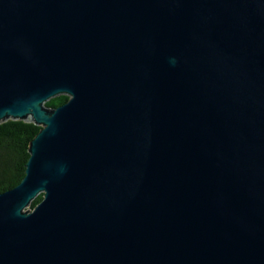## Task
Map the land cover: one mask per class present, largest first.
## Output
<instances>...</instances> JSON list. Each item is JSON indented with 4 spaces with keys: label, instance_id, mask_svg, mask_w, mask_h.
Returning a JSON list of instances; mask_svg holds the SVG:
<instances>
[{
    "label": "water",
    "instance_id": "obj_1",
    "mask_svg": "<svg viewBox=\"0 0 264 264\" xmlns=\"http://www.w3.org/2000/svg\"><path fill=\"white\" fill-rule=\"evenodd\" d=\"M9 120L0 264H264V0H0Z\"/></svg>",
    "mask_w": 264,
    "mask_h": 264
},
{
    "label": "trees",
    "instance_id": "obj_2",
    "mask_svg": "<svg viewBox=\"0 0 264 264\" xmlns=\"http://www.w3.org/2000/svg\"><path fill=\"white\" fill-rule=\"evenodd\" d=\"M66 95L56 96L45 103L56 109L69 101ZM42 128L33 123L9 120L0 124V194L17 187L25 177L26 164L30 158L31 141ZM43 200L40 194L31 204L34 210Z\"/></svg>",
    "mask_w": 264,
    "mask_h": 264
},
{
    "label": "bare ground",
    "instance_id": "obj_3",
    "mask_svg": "<svg viewBox=\"0 0 264 264\" xmlns=\"http://www.w3.org/2000/svg\"><path fill=\"white\" fill-rule=\"evenodd\" d=\"M33 120V118H30V121H32Z\"/></svg>",
    "mask_w": 264,
    "mask_h": 264
}]
</instances>
